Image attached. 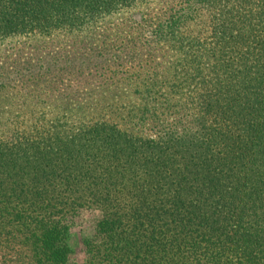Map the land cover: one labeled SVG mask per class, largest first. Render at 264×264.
<instances>
[{"label":"trees","instance_id":"trees-1","mask_svg":"<svg viewBox=\"0 0 264 264\" xmlns=\"http://www.w3.org/2000/svg\"><path fill=\"white\" fill-rule=\"evenodd\" d=\"M138 1L0 0V40ZM158 21L154 39L182 66L123 74L145 120L178 116L170 137L106 122L50 143L1 134L0 264H75L71 219L89 204L104 240L83 264H264V0H178Z\"/></svg>","mask_w":264,"mask_h":264},{"label":"rangeland","instance_id":"rangeland-1","mask_svg":"<svg viewBox=\"0 0 264 264\" xmlns=\"http://www.w3.org/2000/svg\"><path fill=\"white\" fill-rule=\"evenodd\" d=\"M177 1L140 0L82 26L1 39L0 84L16 70L24 74L35 70L36 77L16 83L8 93L0 91V135L11 139L18 134V140L27 135L50 143L57 136L67 140L69 133H78L84 124L92 127L106 122L145 139L170 137L168 131L175 128L178 116L164 122L145 120L136 110L143 100L132 93L131 76L126 78L123 72H137L134 78L138 75L139 81V75L154 76L153 69L168 75V69L179 65V50L156 41L151 31ZM47 66L53 69L48 77L36 73ZM103 217L101 205L89 204L71 219V263H85L91 247L104 240L98 231Z\"/></svg>","mask_w":264,"mask_h":264}]
</instances>
